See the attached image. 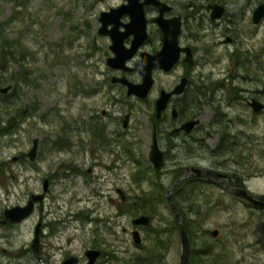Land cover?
I'll list each match as a JSON object with an SVG mask.
<instances>
[{
  "label": "rangeland",
  "instance_id": "obj_1",
  "mask_svg": "<svg viewBox=\"0 0 264 264\" xmlns=\"http://www.w3.org/2000/svg\"><path fill=\"white\" fill-rule=\"evenodd\" d=\"M93 1L94 5L87 6ZM123 1L26 0L23 4L0 0V47L14 41L12 44L19 45L18 61L0 58V100L12 99L8 97L11 88L8 96L2 91L3 86L12 85L11 73L25 71L31 78L28 84L24 81L17 86L16 102L22 112L17 105L0 110V218L6 207L24 204L31 193L41 192L44 179L50 178L42 211L38 201L25 220L0 223V264H58L66 255L83 254L90 244H100L103 250L98 264H133L136 255L144 252L142 246L149 245L152 228L141 226L144 239L140 249L132 240V219L143 209L128 206L118 210L110 197L121 200L115 185L136 196L141 190L154 189L152 178L158 182L155 171L148 172L142 182H135L134 174L141 172L140 162L152 164L148 151L155 100L162 87L174 85L180 68L155 70V82L146 98L112 84L106 76L110 42L98 31L94 20L101 8ZM260 1L264 0L248 1L242 25L248 44L264 48V18L257 26L251 20ZM248 31L252 33L248 35ZM221 57L220 66L231 65L225 50ZM130 77L141 80L136 72ZM127 112L130 120L124 128ZM97 115L119 130L115 133L117 140L108 133L103 148L95 139L91 143L94 135L83 128L85 118ZM260 131L264 132V127ZM34 137H39L41 144L36 159L30 160L27 152ZM14 156H18L16 160ZM97 158L100 163L94 165ZM209 162V155L200 156V164ZM229 166L238 172L250 169L234 162ZM166 168L168 165L162 169L165 190L173 181ZM248 187L264 197V177L252 178ZM182 205L188 218L197 222L192 246L199 249L206 242L219 254L214 259L203 256L198 263L264 264V207L236 198L216 185H201ZM197 207L201 209L198 214ZM159 211L153 227L164 226V218L174 223L168 203L162 201ZM41 214L48 225L42 245L35 252L31 244ZM167 228L171 239H166L159 252L166 254L164 264H179L180 231ZM214 228L219 229L217 236L212 235Z\"/></svg>",
  "mask_w": 264,
  "mask_h": 264
},
{
  "label": "flooded vegetation",
  "instance_id": "obj_2",
  "mask_svg": "<svg viewBox=\"0 0 264 264\" xmlns=\"http://www.w3.org/2000/svg\"><path fill=\"white\" fill-rule=\"evenodd\" d=\"M98 1L104 2L106 0ZM160 1V5L155 3H146L144 5L145 15L148 20L147 36L141 44L136 47L131 57L122 62V66H114L108 63V59L115 56V51L111 48V35L100 31V28L103 26L100 16L102 11L119 6L126 2V0L99 10L94 21H96L98 31L102 36L107 37L110 42V53L106 57V63L108 65L106 76H110L112 84H120L125 87H127L125 83L113 81V77L126 76L133 82H141L142 74L135 69L136 62L142 58L143 53L155 54L161 50L164 45L166 31L156 18L161 14L167 23H178V60L170 70L155 68L153 70V75L155 70L170 72L180 68L179 78L174 85L167 88L162 87L160 92L162 89L172 91L184 78H186V80L182 90L170 96L166 107L162 110L161 116L159 118H150L152 133L151 143L154 134H156L158 144L164 153L163 167L168 165V168L165 170H169V172L172 173L173 181L171 185L187 171L192 172L193 167H205L219 173L216 175L219 179L213 178L210 175H192L186 177L191 178V180L183 185L181 182L186 178L180 180L174 188L173 197L176 193L175 197H177L181 208L183 206L182 202L192 198L195 191L198 190L201 185H216L222 187L232 196L242 198L235 194L229 187H244L249 189V180L256 177H264V132L260 131V128L264 127V118H262L264 107L260 110H255L250 103L253 99H258L264 103V48L262 46L257 47L256 45L248 44L246 40V38H248L247 32L244 33L242 24L249 0ZM261 2L264 1H260L254 7L251 15L252 23L256 26L263 19H261L258 24L255 23L253 21V12ZM94 3L95 1H93L91 5L87 3V6H92ZM129 20V14H124L121 17L122 23L119 25L121 31L125 30L126 27L124 23H127ZM249 23H251L250 20ZM113 25L114 22H110L106 25L105 30L112 29ZM249 33L252 32L248 31V35ZM133 40V33L125 36L122 41L123 49L127 51V49L132 47ZM231 45H233V48H231ZM221 46L224 47L225 55L232 60L230 66H220V60L222 59L221 55L224 51ZM116 62L119 63L120 61L117 60ZM211 63L216 65L207 68L206 65ZM132 72H136L140 75L141 80H133L130 77ZM154 111L156 116V100ZM174 111L176 114H174ZM102 119L103 118H99L97 115L92 116V118H85L83 121V128L88 131L87 133L94 135L91 143H94L95 139L99 147H102L107 141V136H109L108 133L113 134L114 139H112L115 140V133L118 134L119 132L118 128L111 127ZM119 119L120 118H117L118 121ZM109 121L114 123L115 119L110 118ZM189 121L193 123L187 125L186 123ZM128 124L126 126L124 125L123 118V127L128 128ZM254 129H256V131ZM113 140L111 141V148L114 147ZM40 144L41 139L39 138L38 150ZM138 151L140 150L138 149ZM201 155H209L210 162L206 165L200 164L199 158ZM230 162L245 165L250 169L246 172H238L236 168L229 166ZM99 163L98 158L95 163L93 162L94 165H98ZM151 165L154 167L153 163ZM71 166L73 167V165ZM163 167L159 170L155 169V172L157 181L165 190V185L162 182ZM48 180H50V178H48ZM135 182L138 181L135 180ZM115 189L118 194H120L121 200L114 197H110V200L117 205L118 210H123L128 206H131L133 209H135V207L143 209V205L139 203L142 199L138 197L140 200H137V195L135 196L136 193L130 195L127 189L121 188L118 185H115ZM168 189L165 190L164 194L162 193V195L155 197V199L153 196H150L153 200L159 201L158 204L155 205V212H140L132 219L134 224L131 228L132 240L137 244L139 249L144 239L140 231L142 230L141 226L147 229H153L151 230L152 234L149 236L150 242L148 248L153 247L157 251L154 264L166 263L164 262L166 258L165 252L160 253L159 251L161 246L163 247V244H165L164 242H166V239L170 241L172 234L168 232L169 228H167L166 218H164V226L162 224L161 228L157 229L156 226L153 227L154 225L152 223L160 212L162 201L168 203L171 213L175 217L168 201ZM47 191H45V198ZM249 191L255 194L251 189H249ZM255 195L258 196L257 194ZM37 204L38 202H36L35 208ZM43 206L44 201H40L39 207L41 211L43 210ZM259 206L264 207V205ZM142 214L150 216L148 225L136 224L134 222V219ZM40 220L42 223L40 235L42 245L44 228L48 224L44 221L43 214L39 217L38 222ZM135 229L139 230L142 237V241L139 243L135 241ZM178 229L180 231V228ZM158 231L161 232V237L157 236ZM162 235H164V238ZM99 245L100 244H90L85 246L83 254H78V264H80V262H82V264H87L89 258L86 251L88 248L99 249L101 251L94 263L98 264V260L103 256V250ZM142 248L144 252L136 255L138 259L147 249L144 246H142ZM73 254L74 253H71L65 257Z\"/></svg>",
  "mask_w": 264,
  "mask_h": 264
},
{
  "label": "water",
  "instance_id": "obj_3",
  "mask_svg": "<svg viewBox=\"0 0 264 264\" xmlns=\"http://www.w3.org/2000/svg\"><path fill=\"white\" fill-rule=\"evenodd\" d=\"M146 3H155L160 5V0H126V2L120 4L116 7H111L109 10L102 11L100 20L103 22V26L100 28L102 33H108L111 35L112 44L111 48L115 51V56L110 57L108 59V63L114 66H122V62L131 57L134 53L136 47L141 44V42L147 36V17L145 15V7ZM124 14L130 15V20L127 23H124L125 30L121 31L119 29V25L121 22V17ZM264 18V2H261L253 12V21L255 23H259L261 19ZM156 20L159 24L165 29V39L164 45L155 54L143 53L142 58L136 62L135 69L141 72L142 81L141 82H133L129 80L126 76H114L113 81H120L127 85V93L134 94L138 97L145 98L149 95L151 88L154 84L155 78L153 75V70L155 68H162L164 70H170L173 65L177 62L179 57V47L177 45V36L179 31V24L170 22L167 23L162 15L160 14ZM110 22H114L113 28L110 30H105V27ZM130 33L134 34V40L132 47L127 49H123L122 41L125 36ZM188 59V58H187ZM120 62L117 63L116 61ZM186 78L183 79L181 83L178 84L172 91H167L166 89H162L159 96L156 99V118L161 116L162 110L166 107L170 96L173 93L180 92L184 85ZM11 88L10 85L3 86L2 91L7 92ZM264 90V86H263ZM251 105L255 110H260L264 107V103L258 99L251 100ZM174 114L176 112L174 111ZM130 117V113H126L124 116V125L128 124ZM193 122L189 121L186 124L191 125ZM39 138L34 137L32 140V146L27 152V155L30 160H35L38 152ZM18 156H14L13 159L16 160ZM149 159L153 163L155 169L159 170L164 165V153L160 148L157 140V135L154 134L153 141L149 150ZM218 172L205 168V167H193L192 172H186L177 178L174 183L167 190V197L171 209L175 214V218L179 224V228L182 236V248L179 264H187L190 253H191V244L188 232L183 222L182 213L173 197V191L176 187L177 183L189 176L192 175H210L213 178H217L216 175ZM49 188V180L48 178L44 179L43 191L38 193H32L28 201L24 204H15L12 206H8L4 209V217L0 219L1 223H17L25 220L29 217L35 210V204L38 201H43L45 198V191ZM235 194L241 196L247 201L255 204V205H264V198H260L249 191V189L244 187H229ZM136 224H145L148 225L150 222V216L146 214H142L137 216L134 219ZM41 231H42V223L41 220L35 226V236L32 241V248L35 252L38 251L41 245ZM212 234L217 236L219 234V229L214 228L212 230ZM134 237L137 243L142 241L141 234L138 229L134 230ZM101 251L99 249L88 248L86 254L89 258L87 264H94L97 257L100 255ZM79 257L78 255H70L65 257L58 264H78Z\"/></svg>",
  "mask_w": 264,
  "mask_h": 264
},
{
  "label": "trees",
  "instance_id": "obj_4",
  "mask_svg": "<svg viewBox=\"0 0 264 264\" xmlns=\"http://www.w3.org/2000/svg\"><path fill=\"white\" fill-rule=\"evenodd\" d=\"M25 2H26V0H18V3L24 4ZM14 42H7V43L5 42L0 47V58L6 59V62H7V60L8 61H10V60L18 61L19 60V58L16 57V54L19 53V45L18 44H12ZM9 80L13 82L11 85L12 90L9 93V96L7 95V92H5L4 95H6L10 99L11 98L12 99L11 100L4 99L3 101L0 100V110H8L9 107L17 105L16 106L17 109L20 112H22L21 107H19V105L16 102V97H18V87L17 86L19 85V83H22L24 81H26L28 84L29 81L31 82V78L25 73V71H21V72L20 71L19 72L14 71V73H11V75L9 76ZM154 118H156L155 113H154ZM140 160H142V158ZM1 165L2 164H0V167H1ZM140 165H143V167L141 168L142 170H141V172L136 171L138 174L137 173L134 174V179L136 181L142 182V180L144 181L148 177L146 175V174H148V172L156 171V170L151 164L148 163L147 160L144 162H140ZM155 175H156V172H155ZM189 180H191V178H186V179L182 180L181 184L183 185L184 183H186ZM151 182H153L152 185L154 186V189L152 191L151 190H148V191L147 190H141V193H139L136 197L137 200H140V199H138V197L142 199L139 201V203H141V205H143V207H142L143 211L142 212H148V213H152L153 211L155 212L156 211L155 205H157L159 201L153 200L152 197H150V196H153L155 199V197H158V195H162L163 188L161 187L160 183L156 182V180H153V178H152ZM177 189H176V191H177ZM175 194H174V198H175V201H176L177 205L179 206L180 211L182 213L183 222H184V225H185L186 230L188 232L190 243H191V253H190L187 264H202V263H198V260L201 261L203 256L213 257V259H214V257H216L219 254L214 252L215 248L213 249L211 245L208 246L207 245L208 243L202 242V244H203L202 248H199V249H197V247L192 246L193 245L192 243L196 242L194 240V236H195L194 233H195V230L198 229L197 224H196L197 222H196V219L194 220V218H188L186 212L183 211V209L180 207V203L177 200V197H175ZM197 205L199 206V204H197ZM200 211H201V209L199 207H197L196 213L198 214ZM173 221H174L173 224L171 223V221H167V226L174 228V229H178L179 224H178L175 217H173ZM157 236L161 237L160 231L157 232ZM146 248L147 249H146L145 253L143 255H141L139 257V259L137 257L133 264H154L155 255H156L157 251L153 247H151V248L146 247ZM221 257L222 256H219V259ZM217 263L218 262H214L213 264H217ZM203 264H206V263H203Z\"/></svg>",
  "mask_w": 264,
  "mask_h": 264
}]
</instances>
